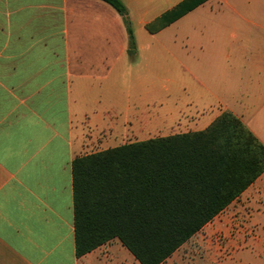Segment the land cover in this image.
<instances>
[{
    "label": "crops",
    "instance_id": "crops-1",
    "mask_svg": "<svg viewBox=\"0 0 264 264\" xmlns=\"http://www.w3.org/2000/svg\"><path fill=\"white\" fill-rule=\"evenodd\" d=\"M214 1L189 13L208 6L199 32L172 34L186 47L127 50L122 18L101 0H0V264H141L119 239L78 257L72 168L150 140L136 137L156 135L160 118L186 134L229 111L264 144V18L260 32L225 31L237 19ZM155 50L168 56L164 77Z\"/></svg>",
    "mask_w": 264,
    "mask_h": 264
},
{
    "label": "trees",
    "instance_id": "trees-1",
    "mask_svg": "<svg viewBox=\"0 0 264 264\" xmlns=\"http://www.w3.org/2000/svg\"><path fill=\"white\" fill-rule=\"evenodd\" d=\"M135 36L123 0H101ZM209 0H183L145 24L155 35ZM78 257L119 239L141 264H163L264 174V144L224 111L203 131L125 144L73 162Z\"/></svg>",
    "mask_w": 264,
    "mask_h": 264
},
{
    "label": "rangeland",
    "instance_id": "rangeland-1",
    "mask_svg": "<svg viewBox=\"0 0 264 264\" xmlns=\"http://www.w3.org/2000/svg\"><path fill=\"white\" fill-rule=\"evenodd\" d=\"M123 1L130 13V28L135 36V45L132 47L135 50L143 46H150L154 49L172 47L174 43L175 46L186 47V43L182 44L180 40L172 41V34L197 33L208 24L205 18L210 15L206 8L208 6L200 8L189 14L187 19L179 22L178 26H172L173 28L169 31L151 35L145 30V24L170 10L173 3L178 0ZM227 2H230V6ZM209 6H213L215 12L221 16L237 19L236 24L230 23L231 25L225 31H245L246 28L254 33L261 31L264 0H216ZM245 18L250 20H245ZM124 27L126 30L125 24ZM236 42L239 45L240 41ZM129 46L126 31V49L134 50ZM155 51L158 55H152L151 70L158 77H164L167 68L162 65V62L165 63L168 56L164 55L166 54L164 52ZM158 116L160 117V114ZM243 123L245 124L244 121ZM181 127L180 119L172 123L163 117L157 121L156 135L141 134L136 138L144 140L167 137L182 132ZM235 256L264 257V174L163 264H228L229 260Z\"/></svg>",
    "mask_w": 264,
    "mask_h": 264
},
{
    "label": "water",
    "instance_id": "water-1",
    "mask_svg": "<svg viewBox=\"0 0 264 264\" xmlns=\"http://www.w3.org/2000/svg\"><path fill=\"white\" fill-rule=\"evenodd\" d=\"M130 53V52H129ZM130 54H132V53H130Z\"/></svg>",
    "mask_w": 264,
    "mask_h": 264
}]
</instances>
